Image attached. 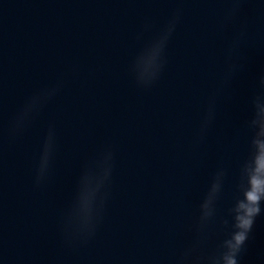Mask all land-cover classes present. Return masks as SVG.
Wrapping results in <instances>:
<instances>
[{
    "label": "water",
    "instance_id": "water-1",
    "mask_svg": "<svg viewBox=\"0 0 264 264\" xmlns=\"http://www.w3.org/2000/svg\"><path fill=\"white\" fill-rule=\"evenodd\" d=\"M262 146L264 0H0V264H264Z\"/></svg>",
    "mask_w": 264,
    "mask_h": 264
},
{
    "label": "clouds",
    "instance_id": "clouds-1",
    "mask_svg": "<svg viewBox=\"0 0 264 264\" xmlns=\"http://www.w3.org/2000/svg\"><path fill=\"white\" fill-rule=\"evenodd\" d=\"M257 173H264V146H262V153L257 160ZM264 193V179L259 175L253 176L251 180V190L246 193L247 203H241L240 209L243 210V215L237 217L239 223L238 227L247 229L252 224V217L259 212L258 202L261 194ZM244 239V233L240 232L236 236L237 244ZM229 264H234V261H229Z\"/></svg>",
    "mask_w": 264,
    "mask_h": 264
}]
</instances>
